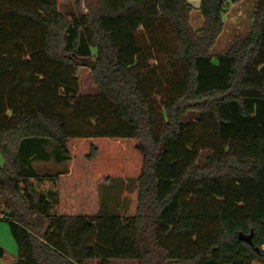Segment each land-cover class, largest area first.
Here are the masks:
<instances>
[{
	"label": "trees",
	"instance_id": "16d2710c",
	"mask_svg": "<svg viewBox=\"0 0 264 264\" xmlns=\"http://www.w3.org/2000/svg\"><path fill=\"white\" fill-rule=\"evenodd\" d=\"M228 1L241 0H201L194 28L189 0H82L77 14L0 0L12 264H264V0L214 57ZM82 57L96 60V94H78ZM51 160L64 168L33 167ZM113 177L133 186L104 216L99 189ZM33 179L54 188L38 193ZM251 231L253 245L239 239Z\"/></svg>",
	"mask_w": 264,
	"mask_h": 264
},
{
	"label": "rangeland",
	"instance_id": "374dc122",
	"mask_svg": "<svg viewBox=\"0 0 264 264\" xmlns=\"http://www.w3.org/2000/svg\"><path fill=\"white\" fill-rule=\"evenodd\" d=\"M193 6L190 22L194 28H199L203 23V17L199 10L201 0H189ZM82 0H60L62 12L77 14L82 10ZM256 0H241L237 3L228 1L226 4L223 19L224 29L211 52L214 57L226 52L233 44L237 36L245 35L251 28L253 12ZM80 9V10H79ZM95 52V49H93ZM78 78V94H96L97 87L94 83L93 73L89 67L79 66L76 70ZM204 151L203 154H207ZM35 170L41 174L54 173L64 168L53 160L48 162L37 161L33 163ZM34 187L38 193H47L54 188L53 182L45 180H34ZM133 186V178L113 177L109 182L100 185V213L104 216L119 213L127 205V199ZM8 213L5 208V201L0 197V217ZM0 246L6 251V257L0 259V264H12L18 254L16 240L10 230L8 222L0 219ZM121 261H114V264H121ZM259 264V263H258Z\"/></svg>",
	"mask_w": 264,
	"mask_h": 264
},
{
	"label": "water",
	"instance_id": "95a60500",
	"mask_svg": "<svg viewBox=\"0 0 264 264\" xmlns=\"http://www.w3.org/2000/svg\"><path fill=\"white\" fill-rule=\"evenodd\" d=\"M78 66H86L89 67L91 70L96 68V60L88 57H82L76 60ZM253 238H254V231H251L249 234L244 232H239V239L245 241L246 243L253 245Z\"/></svg>",
	"mask_w": 264,
	"mask_h": 264
},
{
	"label": "crops",
	"instance_id": "0c3cea01",
	"mask_svg": "<svg viewBox=\"0 0 264 264\" xmlns=\"http://www.w3.org/2000/svg\"><path fill=\"white\" fill-rule=\"evenodd\" d=\"M114 261H121L123 263L121 264H137L136 261L134 260H114ZM114 261L112 262V264H114ZM85 264H98L97 261H88Z\"/></svg>",
	"mask_w": 264,
	"mask_h": 264
},
{
	"label": "built area",
	"instance_id": "2783aa9c",
	"mask_svg": "<svg viewBox=\"0 0 264 264\" xmlns=\"http://www.w3.org/2000/svg\"><path fill=\"white\" fill-rule=\"evenodd\" d=\"M255 264H258V263H255Z\"/></svg>",
	"mask_w": 264,
	"mask_h": 264
}]
</instances>
